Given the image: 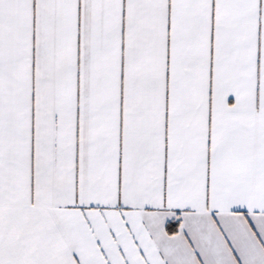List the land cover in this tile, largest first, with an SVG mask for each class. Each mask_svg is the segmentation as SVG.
Returning a JSON list of instances; mask_svg holds the SVG:
<instances>
[{"label":"snow or ice","instance_id":"6c2138e0","mask_svg":"<svg viewBox=\"0 0 264 264\" xmlns=\"http://www.w3.org/2000/svg\"><path fill=\"white\" fill-rule=\"evenodd\" d=\"M0 264H264V0H0Z\"/></svg>","mask_w":264,"mask_h":264}]
</instances>
